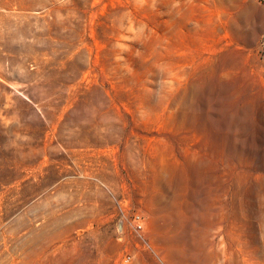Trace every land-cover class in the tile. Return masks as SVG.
<instances>
[{
	"label": "rangeland",
	"instance_id": "rangeland-1",
	"mask_svg": "<svg viewBox=\"0 0 264 264\" xmlns=\"http://www.w3.org/2000/svg\"><path fill=\"white\" fill-rule=\"evenodd\" d=\"M0 264H264V0H0Z\"/></svg>",
	"mask_w": 264,
	"mask_h": 264
}]
</instances>
